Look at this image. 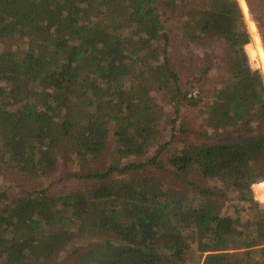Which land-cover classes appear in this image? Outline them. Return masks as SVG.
<instances>
[{
	"label": "trees",
	"instance_id": "obj_1",
	"mask_svg": "<svg viewBox=\"0 0 264 264\" xmlns=\"http://www.w3.org/2000/svg\"><path fill=\"white\" fill-rule=\"evenodd\" d=\"M171 33L209 47L207 58L222 46L225 67L205 130L181 131L195 136L158 166L186 190L151 176L115 178L155 164L174 138L145 162H124L157 134L154 92L176 112L201 102L180 86ZM252 37L253 47L237 0H0L5 167L43 179L60 158L87 165L116 146L104 171L74 174L94 180L76 191H0V264L50 262L71 241V226L113 237L99 264H264V208L251 188L264 180V77L249 62L264 74V52Z\"/></svg>",
	"mask_w": 264,
	"mask_h": 264
},
{
	"label": "rangeland",
	"instance_id": "obj_2",
	"mask_svg": "<svg viewBox=\"0 0 264 264\" xmlns=\"http://www.w3.org/2000/svg\"><path fill=\"white\" fill-rule=\"evenodd\" d=\"M245 20L247 30L250 35V45L253 47L254 39L252 37V31H255L259 43L264 52L263 38L261 34V27L264 28V0H237ZM250 5H249V4ZM175 32L172 30V33ZM172 36L171 46V65L175 71L180 76V86L183 90H191L190 93L196 98L200 97L201 102L197 106L187 107L181 104L178 107V112L175 110V106L167 104L163 96L158 95L154 92L157 101L158 109V127L157 134L152 139L151 144L147 148L146 152L141 155L131 156L124 162H132L138 164L140 162H145L155 156L160 144L166 143L171 140V136H174L171 143L168 145L165 152L161 153L156 160L155 164H149L140 172H133L132 176L129 174H118L115 176L116 179L128 178L133 176H151L153 179L159 180L163 183L169 182L170 187L176 188L178 190L185 189L183 184L181 185L173 176L172 170H161L158 166L160 164L163 167H167V159L169 153H171L178 146L180 139L191 140L195 135L191 133H182L181 131L192 132L194 134L205 130V121L203 120V114L208 108V105L212 101L213 95L217 88L224 82V65L222 60V46L214 47L215 54L213 58H207V49L209 47H198L192 44H188L183 39H175ZM176 32L174 33V35ZM253 40V41H252ZM26 43V42H25ZM6 45L2 40H0V52L6 50ZM248 48L245 46V51L248 53ZM249 57V55H248ZM249 62L252 68L261 71L263 77V71L261 67L253 66L250 60ZM204 63H208L209 71H206ZM196 71V72H194ZM199 79V80H197ZM201 79V80H200ZM175 119V120H174ZM229 136L231 139L238 138V134L232 132ZM228 137V138H229ZM116 152V146L109 142L103 155L98 159L94 160L90 164H85L74 159L73 155H69L67 160L60 158V163L58 169L55 173L50 176L43 177V179H38V177H29L26 174L19 171L8 170L5 167L6 155L0 151V191L5 192L12 198L17 197L24 191H36L39 189L49 188V192L52 195H63L69 191H76L80 187L87 186L89 182H93L84 179L80 180L74 176V174H82L90 172L104 171V169L109 165L110 161L114 157ZM114 178V179H115ZM256 182L255 184L259 183ZM197 184L212 189H218L217 185H212L208 182H199ZM253 184L252 194L256 202L261 196L257 192H262V189L257 188V192ZM186 190V189H185ZM194 191L196 189H193ZM255 190V191H254ZM237 196L236 193L233 197ZM258 204L264 208V204L258 202ZM232 211L230 207H226L225 211ZM70 239L69 243L64 249L59 251L50 262H44L41 259L30 258L28 261L22 264H85L82 263L83 259L86 261L92 253L98 254V257L90 261V264H99V255H104L101 250V245H103L106 239H110V242L115 243L114 239L110 235H91L88 233H81L77 227H70ZM101 261V260H100ZM89 264V263H87Z\"/></svg>",
	"mask_w": 264,
	"mask_h": 264
},
{
	"label": "built area",
	"instance_id": "obj_3",
	"mask_svg": "<svg viewBox=\"0 0 264 264\" xmlns=\"http://www.w3.org/2000/svg\"><path fill=\"white\" fill-rule=\"evenodd\" d=\"M261 186H262V187H261ZM258 187H261L260 189L263 190V191L261 192V194H260V192H257V188H258ZM254 188H255L256 192L258 193V195L261 196L260 199L258 198V202L264 204V180H263V181H260V182L257 183V184H255V185H254ZM255 190H254V191H255Z\"/></svg>",
	"mask_w": 264,
	"mask_h": 264
}]
</instances>
